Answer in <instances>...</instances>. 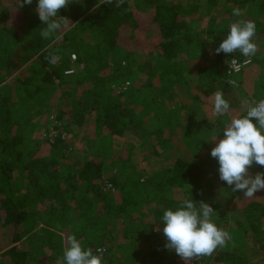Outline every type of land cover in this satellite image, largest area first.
<instances>
[{
  "label": "trees",
  "instance_id": "obj_1",
  "mask_svg": "<svg viewBox=\"0 0 264 264\" xmlns=\"http://www.w3.org/2000/svg\"><path fill=\"white\" fill-rule=\"evenodd\" d=\"M227 1L240 11L245 2ZM253 1L257 9L244 7L247 12L240 16L226 11L256 25L257 51L245 58L239 52L215 53L232 23L211 19V41L202 33L187 32L186 18L195 22L193 8L178 0H125L121 7L98 8L99 0H71L60 10L70 22L48 39L40 35L45 25L35 12L37 0L22 8L20 0H0V264H57L66 247L63 232L77 213L82 226L73 235L85 250L106 249L103 264H183L174 250L164 247L160 222L165 209L175 210L192 198L208 203L215 211L212 221L229 235L224 246L205 257L214 258L213 264H264V190L249 199L221 181L218 161L210 155L213 147L200 132L223 129L229 122L227 114L212 112L209 98L216 91L226 96L239 88L241 101L264 98V69L258 67L264 55V0H247ZM140 26L161 36L157 48L130 35ZM127 40L136 44L123 48ZM115 50L124 53L121 59L127 66L138 62L137 70L148 79L118 92L115 80H109V56ZM49 52L59 57L55 64L46 59ZM72 55L84 64L81 78L66 74ZM232 58L248 59L243 70L253 75L252 82L242 85L226 72ZM233 79L237 87L229 84ZM85 84L91 94L86 106V98L76 95ZM188 90L206 113L197 123L191 115L175 119V113L193 105L184 99ZM71 97L73 104L79 100L84 105L70 108L65 118ZM21 99L30 103V113ZM44 103L74 136L86 123V114L95 113L94 159L69 158V143L60 136L54 142L34 137L40 128L34 120ZM139 111L152 114L158 127L148 131ZM217 118L226 121L215 125ZM127 134L146 135L150 153L145 157L162 164L142 179L146 184L140 180L145 172L135 169L129 156L118 163L106 153L105 136L110 141ZM249 172L255 175L264 167L254 164ZM42 222L47 231L41 245L35 241L25 246L26 237Z\"/></svg>",
  "mask_w": 264,
  "mask_h": 264
},
{
  "label": "clouds",
  "instance_id": "obj_2",
  "mask_svg": "<svg viewBox=\"0 0 264 264\" xmlns=\"http://www.w3.org/2000/svg\"><path fill=\"white\" fill-rule=\"evenodd\" d=\"M70 2L71 0H37L35 12L45 25L40 32L42 38L48 39L53 34L62 32L68 25L69 19L61 16L60 10L67 8ZM124 2L125 0H99L96 7L102 4L121 7ZM32 3L33 0H20V8ZM233 15L240 16V10L234 9ZM255 34L256 25L252 21L234 22L215 53L232 55L239 52L245 58H251L257 51V45L253 42ZM46 59L55 64L59 57L49 52ZM247 62L248 59L245 60ZM228 64L230 72L240 67L235 59L228 61ZM229 84L238 86L234 79L229 80ZM209 100L216 116L230 111V103L224 98L222 91L213 93ZM254 118L256 123L253 122ZM210 143H215L210 155L218 161L221 181L249 199L258 191L264 190V172L255 175L249 172L254 164L264 167V98L252 102L242 101L240 114L225 123L222 131L214 134ZM213 212L215 211L208 203H197L193 198L185 199L175 210L165 209L160 222L166 239L164 247L168 251L174 250L185 264H191L192 260L211 255L218 247L224 246L229 235L212 221ZM105 251L102 247L96 248L95 253L92 248L85 250L75 235H68L63 257L57 264H103Z\"/></svg>",
  "mask_w": 264,
  "mask_h": 264
},
{
  "label": "rangeland",
  "instance_id": "obj_3",
  "mask_svg": "<svg viewBox=\"0 0 264 264\" xmlns=\"http://www.w3.org/2000/svg\"><path fill=\"white\" fill-rule=\"evenodd\" d=\"M179 2H183L186 5L189 4L190 8H193V14L194 15V20L195 22H192L191 17L186 18L187 25L185 26V30L191 31V33L195 34H204V38H206L208 41H211L212 39V31L208 30L207 24L211 19L215 21H219L220 24L222 23H234L237 21H242L241 19H236L234 16L227 15V12L232 13L233 15V10L234 7L228 3L227 0H218V2L213 3L212 0H178ZM217 5L215 6L214 4ZM213 4V5H212ZM212 6V8H211ZM241 9L244 12L245 11L243 8L246 7L247 9L251 7V10L257 9L256 3L253 2H245L241 3ZM240 11L243 12V11ZM227 11V12H226ZM226 19V21H225ZM141 21V19H139ZM149 30L146 28L143 29V27H139L137 29H133L130 31V35H134L137 37L140 41L144 42L147 47L154 49L159 46V43L161 41V36L159 34H148ZM135 41H126V43L123 45V48L128 47L129 45H135ZM72 48H69L71 50ZM124 54V53H122ZM122 54H120L119 50H115L109 57H110V79L111 81L115 80V87H117V91H124L127 90V88L134 83H144L145 79L148 77L145 76L141 71L139 72L137 70V64L138 62L134 61L132 63V66H127L124 61H122ZM75 56V58H73ZM73 62L70 65L69 69L75 71V75L77 77H82L83 76V70H84V64L78 63L77 62V57L76 55H72ZM233 59V58H232ZM232 59L228 60L231 61ZM242 67L239 70L232 71L230 72V67L228 64V61L226 62V72L230 75H235L232 76L236 79L239 80V82H242V85L249 84V82H252L251 80L253 79V75L251 73L246 72L243 70L244 65L246 64L245 62H242L238 59H236ZM184 64H186L187 67H190V64L188 62V58L184 57L183 58ZM246 68V66H245ZM244 68V69H245ZM261 68V67H260ZM192 70V69H191ZM235 70V69H234ZM230 72V73H229ZM248 75H247V74ZM72 74V75H74ZM146 77V78H143ZM117 83V84H116ZM154 84H156L154 82ZM242 90L239 88H234L232 90L233 94L226 95L224 98L229 101L230 106V111L226 113L228 115V121L230 122L231 118L233 116L239 115L241 112V103H242V97L240 96ZM76 95H78L81 98H86L85 106L87 102L89 101V98L91 96L90 94V87L85 84V86H80L79 91L76 92ZM183 96V95H182ZM59 96H57L58 98ZM80 98V99H81ZM184 99H187L188 102L192 101L193 105L189 107L187 110L179 111L175 113V119L178 120H187L189 119V116L191 115L192 118L195 120V123L200 122V120H203L206 118V113L204 112L203 108L201 105L196 104L194 100V96L192 91L188 90L186 95H184ZM237 100L236 104L239 106H235L234 102ZM247 100H251L250 97H247ZM67 106L65 107V118L67 117V113L70 108H75L77 109L80 105H84L81 103L79 100H76L79 103H72L73 99L67 98ZM21 103L24 104V108H26L27 112L30 113L31 110V105L29 102L22 100ZM81 103V104H80ZM73 104V105H72ZM51 105V104H50ZM140 116L143 118L145 121V126L147 130L149 131L150 129L153 130L156 127H158V121L155 117H153L152 114H149V112L146 111H139L138 112ZM56 111L52 110L49 108L47 103H44L42 105V111L37 115L35 118V122L39 123V130L35 133L34 137L37 139H44L45 136H47L48 133L51 132L52 129L56 128L57 132L61 135L62 140H64L66 143H69V147L66 150V153L69 158L72 160L75 159H80L83 161H88L92 160L95 158L94 156V151L92 149L93 141H96V137H94V128H93V123L95 121V113L90 112L86 114V123L80 128L79 132L73 134L67 132L64 127L61 125V122L57 119L56 116ZM225 115V114H224ZM69 117V116H68ZM226 121V119H224ZM222 121L220 118L214 119L215 125L218 124L219 121ZM55 126V127H54ZM222 131V128L219 127H214L212 129H205L202 128L200 132L203 134V139L204 141L212 146L215 147V143H210L213 139L214 134H218ZM66 136L65 139H63ZM146 135L143 137L127 134L123 137L119 136H112L111 140L108 141L106 139V136L103 141V145L105 144V150L106 153L110 156L109 159L118 163H121L122 161H125L124 158L125 156L130 157V164L137 170H141L145 172V176L142 177V179L145 181L152 173L157 171L159 169V166H161V162H151L150 157L146 158L145 155H148V148L147 145H149L147 142H145ZM220 138H223V134H221ZM55 140V139H54ZM53 140V141H54ZM150 153V152H149ZM142 181L143 183H145ZM146 184V183H145ZM111 187V185H109ZM225 195H221L220 199L222 201L225 200ZM234 205V204H232ZM243 205V204H242ZM236 207H240V204L237 205ZM45 222L39 223L35 226L34 230L29 233V243H34L32 241L36 240H42L43 235L46 234L47 228L44 226ZM82 226V219L80 218L79 214L77 213L75 215V219L72 222L71 226L65 229V237L68 235H73L76 230H79ZM37 243V242H36ZM215 263L214 258L210 257H201V259L197 260L196 264H213ZM183 264L185 262L183 261Z\"/></svg>",
  "mask_w": 264,
  "mask_h": 264
},
{
  "label": "built area",
  "instance_id": "obj_4",
  "mask_svg": "<svg viewBox=\"0 0 264 264\" xmlns=\"http://www.w3.org/2000/svg\"><path fill=\"white\" fill-rule=\"evenodd\" d=\"M73 58H75V56H73ZM236 62L240 65V67L238 69H235V70H232V71L239 70L242 67V65L237 60H236ZM74 73H75L74 70H69V71L66 72L67 75H72ZM59 136L62 137L63 135H61L60 132L58 133L56 128L52 129L51 132L47 134V138L49 139L50 142H54ZM65 138H66V136L63 139H65ZM196 263H197V260H195V259L191 261V264H196Z\"/></svg>",
  "mask_w": 264,
  "mask_h": 264
},
{
  "label": "crops",
  "instance_id": "obj_5",
  "mask_svg": "<svg viewBox=\"0 0 264 264\" xmlns=\"http://www.w3.org/2000/svg\"><path fill=\"white\" fill-rule=\"evenodd\" d=\"M258 67H261L262 69H264V55L262 56V58H261V60L259 61V64H258ZM250 83V82H249ZM247 85V84H246ZM234 102V105L237 107V106H239V105H237L236 104V102H237V100H235V101H233ZM216 182V181H215ZM63 234H64V236H65V233L63 232ZM29 237V236H28ZM28 237H26V239L24 240V244H26L25 246H27V244L29 243V238ZM41 240H36V242H39V244L41 245V242H40ZM32 242H35V241H32ZM38 244V243H37ZM31 244H29V246H30ZM39 245V246H40Z\"/></svg>",
  "mask_w": 264,
  "mask_h": 264
}]
</instances>
